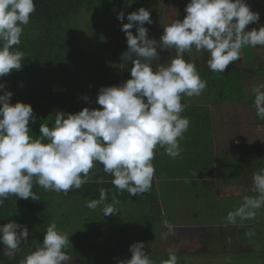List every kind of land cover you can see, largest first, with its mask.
<instances>
[{"label":"clouds","instance_id":"obj_1","mask_svg":"<svg viewBox=\"0 0 264 264\" xmlns=\"http://www.w3.org/2000/svg\"><path fill=\"white\" fill-rule=\"evenodd\" d=\"M35 10L34 0H0V78L22 70L25 53L14 46L20 44L22 26L29 23ZM185 13L182 21L175 19L163 27L159 41L148 38L144 26L153 23L149 10L141 7L128 14V23L121 28L128 46L122 60L131 63V78L118 86L101 87L96 100L99 108L85 107L75 114L57 112L51 127L40 125L39 138L29 134V122L36 119L32 106L12 104L13 93L0 83V90H4L0 95V206L11 195L38 200L32 191L34 178L46 191L67 194L73 188L80 189L88 182L96 162L113 177L111 183L119 191L137 196L151 189L157 146L172 158L181 154L179 139L190 124L181 116L185 109L182 96L198 97L207 88V81L183 54L193 48L207 51L209 69L223 73L240 60L244 47L264 46V25L247 30L260 19L247 0H189ZM124 18L123 12L118 13V20ZM172 48L175 57L154 68L153 62L161 59L159 50ZM262 89L264 84H258L252 91L256 115L264 120ZM253 191L256 196H245L235 210L228 212L227 224L235 225L237 218L254 219L256 210L264 208V168L253 174ZM106 201L107 190L101 188L99 199L85 204L91 210L102 206L104 217L120 212L115 195L112 203ZM170 234L171 229L163 233V238ZM28 236L27 226L14 221L0 225L4 255L15 256ZM69 243V235L51 223L43 242L20 264H66L70 260L66 252ZM129 251L131 258L117 260V264H177L171 249L167 259L152 258L141 241L131 244Z\"/></svg>","mask_w":264,"mask_h":264},{"label":"crops","instance_id":"obj_2","mask_svg":"<svg viewBox=\"0 0 264 264\" xmlns=\"http://www.w3.org/2000/svg\"><path fill=\"white\" fill-rule=\"evenodd\" d=\"M148 1L153 4L150 6L149 11L151 18L153 17L154 19H152V24L146 23L145 27L148 29V32L159 31V39L163 34V27L165 25L170 24L175 19L182 21L186 15L185 6L178 3L177 0ZM263 1L264 0H255L257 5H255L253 12H258L260 19L257 23L250 25L251 29H258L259 26L264 25ZM188 2L189 0H187V3ZM260 5H262V7H260ZM156 12H158L160 16L158 19L154 16ZM149 25L153 28L149 27ZM109 39L111 40V44L118 47L114 43L112 36H108L104 43V47L107 46ZM52 42L54 41L49 42V44L55 45L57 43L52 44ZM82 44L85 45L84 42H82ZM63 47H67L66 42L63 43ZM249 49L254 51L255 59L251 62L245 59L246 64L243 65V70L242 67L235 68L233 64H230L235 70L243 71V73L240 74L243 75V79L239 77V74H236V77L242 79L244 85L252 78L259 77V79H263L264 77V56H260L259 58L257 55L258 50L264 51V46H249ZM118 51L121 53L120 58L122 66L118 67V70H115V68H117L115 67L114 70L110 72V82L108 79L104 80V77H101L104 82L101 81L98 58L93 57L94 59L91 58V60H89L87 56H80L82 59L78 62L79 66L75 68L73 75L76 76V80L79 79V77H77L78 75L82 77L83 81L85 77V87L79 85L81 81H77L79 86L76 85L69 89L66 84V76L69 72H67V70H62L59 65L61 55L59 56L58 52L54 50L47 49L45 45L44 53L35 60V65L31 70V75H29V78L31 77V83L29 81L21 83V86L19 85V91H17L16 95L11 97L10 101L12 104L22 102L32 106L36 119L34 122H29V134L33 138H39L40 125L44 123L51 127L59 111L75 114L85 107H101L96 103L99 89L101 87L115 85L116 80L120 85L122 79L125 82L130 78L131 63L125 64L122 60V54L127 50H121L120 48ZM159 51L161 59L153 62L154 68L157 64H163L166 59L165 57L169 56V59L174 57L175 53L174 48ZM198 54H202L203 63L199 66L197 65L196 69L200 77L207 81V88L198 97L182 96L181 103L185 105V109L181 113V116L187 117L190 121L188 130L183 134V138L179 139L182 151L180 156L172 158L165 153L163 148L157 146L154 150V158L152 160L155 173L151 189L137 196L129 195L126 190L119 191L111 183L113 177L105 173L103 171V165L98 162H96L94 168L90 170L88 182L83 184L80 189H71L67 194L63 192L46 191L36 184L34 180L32 191L37 195L38 200H33L32 198L22 199L15 195H11L5 200L4 204L0 206V225L14 221L22 226H27L29 231L27 241L21 243L13 257L4 255V245L0 243V264H20V261L26 254L34 251L36 246L43 242L46 229L38 230L39 228L37 229L36 227L40 224L48 226L51 223H55L60 231L69 235L70 243L67 246L66 252L70 256V260L66 262V264H117V260L125 259L126 256H131V252L126 253L125 251L122 254L127 255H118L115 253H119V251L115 252L113 250L114 247L110 248L112 250L106 252L107 247L113 245L115 237L116 239L117 237L121 239L128 231L131 233L134 232L138 233V237L142 236L140 238H143L142 242L144 243V231L154 229L153 232L159 233L156 237L158 238L156 241L157 244L159 241L163 242V233L169 232V229H166L169 226L166 227L165 224L168 220H170V224L172 225L170 227H175L177 233L182 235V237L179 238L188 241L192 249L194 246L193 244H196L197 241H199L200 244L206 243V251H209L207 258L212 256L214 259V256H216V258L217 256H221L222 254H216L213 250L223 247L225 253H229V249H234L236 251L234 258L233 256L224 255L226 256L225 259H228V262L234 261L238 253L245 254L246 256L252 255V253L249 255L244 252H239V249L244 247L242 241L245 236V240L251 241L249 245L257 248L256 241H258V239L254 241V238L258 235V232L249 236L247 233L243 234V230L238 231V228L236 231V227L233 228L230 224H227L226 217L231 208H223L217 204L216 197L212 195V192L215 190L209 183L211 179H213L212 177L215 176L220 187L230 192H236L231 182L237 180V178L234 176L235 179H225L228 175H232L230 174L231 167H234V171L236 169L243 171L245 166L240 165V161L238 160L243 158L244 153H252L255 149L254 146L252 148L248 146L240 147L239 144L237 142L235 144L233 140L230 142L232 144H229L230 147L224 144L228 141H221L223 144H219L218 151H212L211 144L213 138L211 121L214 124L213 118H215V116H221L222 114L223 118L233 121L235 129H238L235 121L237 119H242L245 113H248V115L251 113L252 115L249 117L256 118V110L253 103L242 102L238 94L232 103L227 104L224 103L227 100L223 99L217 92L213 94L216 101L212 102L211 80L213 71L209 69L207 64L210 58L209 53L207 51L197 52L193 48L192 52H185L183 58L185 57L186 61L194 64L196 59L200 57H196ZM97 55L99 57V54ZM242 55L244 56L243 50H241V56ZM257 59L261 61L262 67L253 68V66H251L249 70L246 65L254 63ZM67 60L69 63H74L71 56H68ZM228 70L229 67H227L225 71ZM257 71L262 73L258 74ZM204 73H207L206 78L202 76ZM58 75L61 77L57 78ZM220 75H223V73ZM10 76L11 73L0 78V83L5 85L4 90L7 91L14 89V86L12 88L8 84V78ZM52 76H55L59 81V85H57L58 89H52L50 84H48V86L41 88H47L50 93L41 91L37 94V91H35V87L37 86L34 85L33 81L38 79V77H45L50 80L49 77ZM4 90H0V95L3 94ZM245 90V94L253 99L254 95L252 93H247L248 89L246 87ZM85 96L88 97L87 100L84 99ZM210 107L214 109L213 114L210 113ZM38 110L44 113L39 114ZM38 117H42L44 120L38 119ZM213 136L217 141H219L221 137L218 136L216 130ZM255 147L258 148L257 146ZM258 154L260 153L257 151L254 161L259 160ZM236 162L239 166H237ZM221 171H224L222 177L220 175ZM234 175L239 176L236 172H234ZM202 182H205L207 185H204ZM101 188L107 190L106 203H112V197L114 195L116 199L119 200V204L116 205V207L120 209V212L116 215L104 217L102 206L95 210L86 207V201L99 199ZM217 193L219 192L217 191ZM242 202L243 201L236 200L235 203H231L232 205H236ZM164 216H171L170 218L172 219H164ZM236 224L240 223L237 222ZM220 227H223L222 230ZM167 238H170V241L174 238L179 244L180 239L174 233L168 235ZM181 243L182 242H180V244ZM154 253L168 255V251L163 253L150 251L149 254ZM104 254L116 256V258L106 262ZM175 254L179 256L182 264H191L193 262H188L185 258V254L179 252H175ZM223 263L227 264L226 262ZM230 263L234 264V262Z\"/></svg>","mask_w":264,"mask_h":264},{"label":"trees","instance_id":"obj_3","mask_svg":"<svg viewBox=\"0 0 264 264\" xmlns=\"http://www.w3.org/2000/svg\"><path fill=\"white\" fill-rule=\"evenodd\" d=\"M34 3L36 10L34 13L30 14L29 23L26 26H22L23 33L20 38V44L14 46V49L21 50L25 53V59L23 60L22 70H13L11 72V76L8 78L9 86L12 88L14 86V89L11 90L13 95H16L17 91H19V85L21 86V83L25 81H29L31 83V77L29 78V75H31V70L35 65V60L44 53L45 45L47 46V49L54 50L58 52L59 56L61 55L59 65L61 66L62 70H67V72H69L66 76V84L68 88L71 89L76 85H82V87H85V77L83 81L82 77L78 75L77 77H79V79L76 80V76L73 75L75 68L79 66L78 62L80 59H82L80 56H87L89 60H91L93 57L98 58V55L96 54H100V52H98L99 48L100 50H106L104 43L108 36L113 37L114 43L118 46V50H120V48L121 50H127L128 46L126 35L123 31H121L122 24L128 23L127 15L131 12L137 11L141 7H144L146 10H150V6L153 5L152 2H149L148 0H34ZM247 3L252 11L255 9V5H257L255 0H247ZM85 5H89L88 11L90 13L97 12L98 14H94L93 20L86 22L85 28L83 30H78L76 26L74 27L75 30L73 27L66 29L64 22L66 21L70 25H73V16L81 13V10ZM120 12H123L125 17L122 22L117 19V15ZM154 16L155 18L157 17L156 19L160 17L158 12H156ZM151 19L154 18L152 17ZM250 25L247 26V30H251ZM149 27L153 28L150 25ZM131 31L134 35L136 34L135 27H133ZM158 32H148V38L158 41ZM77 35L80 36L79 41L74 40V36ZM51 41H54L52 44L56 42L57 43L55 45H50L49 42ZM65 42L67 43V47L64 48L63 43ZM82 42H84L85 45H83ZM242 50L246 61L251 62L255 59L254 51L249 49V46L244 47ZM175 55L176 51L174 53V57ZM68 56L73 58L74 63L68 62ZM184 59L186 58L184 57ZM131 66L132 65L130 64V68ZM228 67L229 70L223 72V75H220V72H212V102L216 101L213 94L218 92V94L223 99L227 100L224 102L227 104L232 103L235 100L237 94L239 95V98L242 100V102L253 103L254 98L251 99L245 94V85L242 80L243 75H240L243 73V71L235 70V68L231 67L230 65ZM257 73L259 74L262 72L257 71ZM236 74H239V77L242 79H238ZM202 76L206 78L207 73H204ZM59 77L61 76L58 75L57 78ZM49 78L50 80L46 79L45 77H38V79H35L34 81L32 80L34 85L38 87H35L37 94H39L41 91L49 92L47 88H41L48 86V84H50L52 89H58L57 85H59V81L57 78H55V76ZM77 81H81L79 85ZM115 82V86H118L119 82L117 80ZM38 112L39 114L44 113L41 110H38ZM38 119L44 120L42 117H38ZM257 147L258 148L254 147L255 149L252 153L246 152L243 154L247 158L243 156L242 159L238 160L240 161V165H254L257 151L261 155H264V147ZM237 166L239 165L237 164ZM223 172L224 171L220 172L221 177ZM234 172L237 174L242 173V171L239 169H236ZM244 175L246 179V173H244ZM232 176H234L233 173ZM261 224L262 223L259 224L260 228H258V235L254 238V241L258 239V241H256L257 248H255L257 251L253 252L251 256L238 253L234 261L230 262H234V264H264V223L262 225ZM36 228H39L38 230H45L47 226L40 224ZM262 247L263 249L261 250ZM149 255L154 259L168 258V255L166 256L160 253ZM130 258L131 256H126L125 259ZM214 259L212 256H209V258L205 256L204 259H198L195 262L191 261V264H224L223 262L232 264L228 262V259L221 258V256H217V258L214 256ZM177 264H182L179 256H177Z\"/></svg>","mask_w":264,"mask_h":264},{"label":"rangeland","instance_id":"obj_4","mask_svg":"<svg viewBox=\"0 0 264 264\" xmlns=\"http://www.w3.org/2000/svg\"><path fill=\"white\" fill-rule=\"evenodd\" d=\"M177 2L186 7L187 0H177ZM262 3L264 4V1ZM88 7H89V5H85L82 8L81 13H78L75 16H73L74 17V19L72 20L73 25H70L68 22L65 21L64 22L65 28L68 29V28L73 27V29L75 30L74 27L76 26L78 28V30H83L85 28L86 22L93 20L94 14H98L97 12L90 13L88 11ZM260 7H262V5H260ZM74 30H73V32H74ZM79 39H80L79 35L74 36V40L79 41ZM105 48H106V50H104V49L100 50V48H99L98 52H100V54H99V57L97 60H99L98 65H99L100 79H101V77H104V80L108 79V81H109V77L111 75L110 72L112 70H114L115 67H117V68H115V70H118V67L122 66V61L120 58V56H121L120 51H118L116 46L111 44L110 39L107 42V46ZM201 55L202 54L196 55L197 58L199 56L200 57L198 59H196V61L194 63L195 66H197V65L199 66L200 64L203 63V56H201ZM257 55L259 58H260V56L261 57L264 56V51L258 50ZM243 57L244 56L242 55L240 57V60H238L237 62H235L233 64L235 66V68H237V67L243 68V65L246 64L245 63L246 58H243ZM165 58L166 59H165V62L163 64H166L169 61V56H167ZM246 66L250 70L251 66H253V68L262 67V63H261V61H259L257 59V60H255L254 63H250L249 65H246ZM130 78H131V76H130ZM130 78H128V79H130ZM104 80L101 79V81H103V82H104ZM122 82H124L123 79L121 80V83ZM258 84H264V77H263V79H259V77H255V78H252L251 80H248L247 84L245 83V87L248 89L247 93L253 94L252 90ZM262 90H264V89H262ZM213 111H214L213 107H210V113L213 114ZM250 115H252V114L250 113L248 115V113H245V115L242 119H237L235 121V124L237 125L238 129H235L233 121L223 118L222 114H221V116H217V117L215 116V118H213L214 124L211 121L212 138H213L212 139L213 142L211 144L212 151H214V152H216V150L218 151V148L222 143L221 141H223V142L228 141L224 144H226V146L230 147L229 144H232L230 142H232L233 140H234V143L236 144V142H237L240 147H243V146H248L250 148H252L253 146L254 147L255 146H260V147L263 146L264 147V120L259 119L257 117V115H256V118L255 117H249ZM256 119H257V122H256ZM215 130H216L218 136H221L219 141H217L213 136ZM214 139H215V141H214ZM258 156H259V160L254 161V165L245 166L243 168L242 174H239V176L234 175V167H231L230 174L233 173V175L237 178V180H233L231 182V184L233 185L232 187L236 189V192L235 191L230 192V191L224 189L223 187H220L218 185L217 178L215 176L212 177L213 179H211L209 184L212 185L214 190H215L214 192H212V195L214 197H216L217 204L220 205V207L227 208V209L231 208V210H229V211H233L240 205L239 203H237L236 205H232V203H235L236 200L243 201V198L245 196H253L254 197L257 195L253 191V174L258 172L260 169L264 168V155L258 154ZM244 157L247 158L246 156H244ZM244 173H246V175H247L246 179H245ZM234 176L228 175V177H226L225 180H228L230 178L235 179ZM202 183L204 185H207L205 182H202ZM227 188H230V187H227ZM216 190L219 193H217ZM216 201H215V203H216ZM233 206H234V208H233ZM170 217L171 216H164V219H172ZM237 222L240 224H235V225L230 224L231 227H233V228L236 227V231L238 228H239L238 231L243 230L244 231L243 234L251 232L252 235H254L255 233L258 232V228H260L259 224L264 223V208L256 210V215H255L254 219L240 221L239 218H237ZM170 226H172V225L170 224V220H168L167 224H166V227H168V228H166V229H171V232H173L178 238L182 237V235L180 233H177V230L175 229V227H170ZM222 228L223 227H220L221 230H222ZM153 231H154V229L144 231V233H145L144 234L145 251L148 254L150 253V251L163 253V252H167V251H169V249H171L174 252H179V253L185 254V258L188 260V262L189 261L195 262L198 259H204L205 256H208L209 251H206V248H207L205 246L206 243L200 244V242L197 241L196 244H193L194 246L192 249L190 247L188 241H184V240H181L179 238L180 241L178 244L177 240H175L174 238L172 239V241L169 240L170 238H166V239L163 238V242L159 241L156 244V241L158 239L156 237L159 235V233L153 232ZM137 234L138 233H134V232L131 233L128 231L125 234V236H123V238L121 237V239H119V237H117V239H116V237H115L113 245L108 246L106 249V252L112 250L110 248L114 247L113 250L115 252L119 251V253H115V254L127 255V254H122V253H124L125 251H126V253H128V252L130 253V251H129L130 245L135 243V242H138V241L142 242V240H143V238H140L142 236L138 237ZM245 239H246V236L244 237V239L242 241L244 247L240 248L239 252H244V253L251 255V253H253L257 250L255 249V246L249 245L251 243V241L245 240ZM244 241H245V243H244ZM180 242H182V243L180 244ZM172 243H174V244H172ZM262 249H263V247L261 248V250ZM229 251H230L229 253H225L224 247L221 249L215 248L213 250V252H215L216 254H222L221 258H226V256H224V255L233 256V258H234V255H236V251L234 249H229ZM104 256L106 258V262L112 261V259L116 258V256H110L107 254H104Z\"/></svg>","mask_w":264,"mask_h":264}]
</instances>
